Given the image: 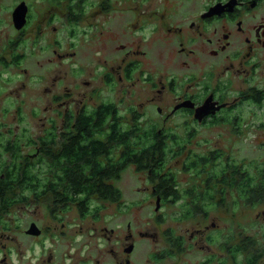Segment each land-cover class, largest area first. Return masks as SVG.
<instances>
[{
  "label": "flooded vegetation",
  "instance_id": "obj_1",
  "mask_svg": "<svg viewBox=\"0 0 264 264\" xmlns=\"http://www.w3.org/2000/svg\"><path fill=\"white\" fill-rule=\"evenodd\" d=\"M122 1L0 0V264H261L210 212L264 205L227 144L264 129V0Z\"/></svg>",
  "mask_w": 264,
  "mask_h": 264
},
{
  "label": "rangeland",
  "instance_id": "obj_2",
  "mask_svg": "<svg viewBox=\"0 0 264 264\" xmlns=\"http://www.w3.org/2000/svg\"><path fill=\"white\" fill-rule=\"evenodd\" d=\"M91 1H94V0H91ZM128 1L129 0H123L122 1L123 6H126ZM146 6H147V3L144 4V6H141V9H143V7L145 8ZM54 27H56V35L54 34V39H57L59 43L65 42L63 40V36L60 35L61 34L59 30L60 24L59 23L54 24ZM67 65H68L67 63L62 64L61 69H66ZM14 86H16V84ZM40 86L42 87L43 84ZM137 95H138V99H144L145 88H140L138 86ZM31 96L34 97V95L32 94ZM27 115L30 117L29 118L30 122L36 123L38 127L44 121L41 115H35L34 117L29 114ZM53 116L54 115H52V120L46 121V123H51L53 125L54 124ZM257 119H260V120H257ZM9 120L11 122H15V120L12 117H9ZM253 120L252 121L254 124L259 123L260 121H263L264 113H261L257 117H254ZM211 138H213L214 140L216 139L214 135ZM263 141H264V129L252 128V129L246 130L245 133L242 132L240 134H237V133L234 134L233 140L231 142H227V144L230 146L229 156L231 159V162H228V164L241 165V168L243 171L250 172L251 174L259 173V171L264 172ZM219 145L223 147L225 150H228V148L224 145V143L220 142ZM230 195L225 196V203L231 205L229 209L226 210L225 205H223V207L220 208V210L210 212L211 217L216 221V224H217V234H218L217 240H218V244H220V247H218V252L220 253L223 252L221 244L227 241L228 239L226 237L227 232L234 233V239L236 240V242L239 241V239L237 238L239 234H250V235L254 234L253 237L258 242L260 253H262L263 255V257L260 258L259 263L264 264V215L262 216V218L261 216L259 218L255 217L257 212L264 214V205L262 206V208L258 207V208L251 209L250 211L246 213V216L244 218H241V216H238L240 218L237 219V217L235 216V213L237 211H240V209L242 208V205L239 203L241 199L235 196L234 197L230 196ZM234 202H237V203L233 204ZM244 213L245 212L241 214H244ZM157 229L161 230V226H157ZM158 233L160 235V231H158Z\"/></svg>",
  "mask_w": 264,
  "mask_h": 264
},
{
  "label": "water",
  "instance_id": "obj_3",
  "mask_svg": "<svg viewBox=\"0 0 264 264\" xmlns=\"http://www.w3.org/2000/svg\"><path fill=\"white\" fill-rule=\"evenodd\" d=\"M20 16V15H19Z\"/></svg>",
  "mask_w": 264,
  "mask_h": 264
}]
</instances>
